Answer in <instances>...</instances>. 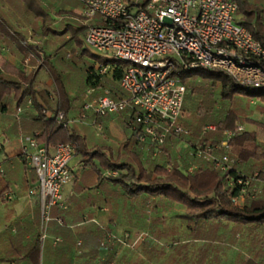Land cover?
<instances>
[{
	"label": "trees",
	"instance_id": "1",
	"mask_svg": "<svg viewBox=\"0 0 264 264\" xmlns=\"http://www.w3.org/2000/svg\"><path fill=\"white\" fill-rule=\"evenodd\" d=\"M235 1L239 6L238 12L245 16L240 23L247 26L264 46V0ZM69 2L0 0V50L5 46L21 60H24L28 51L34 56L32 63L37 58L42 59L43 63L30 75H26L9 62H3L9 74L0 69V111L3 113L12 107L13 97L17 100L18 107L26 105L29 98H32L36 114H33L31 120L34 121L33 126L40 131L33 136L40 142H48L51 145L61 142L72 143L74 154L80 157L85 167L93 169L100 179L104 171L118 172L116 176H108L107 179L112 181L121 196L165 197L179 200L186 207L189 217L204 224L211 222L212 229L208 232L207 238L212 241L220 238V229L226 228V222L239 228H250L248 235L252 240V253L247 259H237L235 264H264V247L261 246L254 251L257 242L264 239V197L248 201L244 206L238 207L233 202L237 192L236 186H231L228 182V178L236 176L238 170L245 174L259 171L264 178V121L259 122L250 118L249 105L251 101L262 103L259 109L264 114V86L240 84L222 70L198 68L182 71L181 77L189 91L184 101L182 123L191 131V135L171 137L168 142L170 147H173L185 139L186 151L180 155L184 168L180 166L178 160L171 157V150L167 147L159 158L152 160L148 157L147 161H151L146 165L145 149L138 144V135L133 131L129 142L133 141L134 146H128L129 142L123 146L128 155L126 160L114 155L111 148L90 147L86 137L78 129L58 123L54 116L50 117L43 112V104L37 99V75L42 68L49 71L56 85L54 92L59 99V106L68 118L69 112L80 106L82 94L87 87L100 84L105 86L95 69L96 62L89 63L85 60L86 54L98 58L100 63L114 66L113 83H119L128 65L125 61L101 58L85 47L82 36L88 27L82 16L77 15L74 9L69 11L65 9ZM147 2L148 0H139V5L144 6ZM47 36L54 39V44L58 43L54 52L50 54L44 52L38 41L39 38ZM69 51L73 54L68 55ZM261 65L264 67V60ZM15 74L18 77H15ZM23 81L29 83L27 89H24ZM73 90L76 91L75 97L71 95ZM50 93L48 89L40 92L47 104H50ZM195 93L198 94L199 101L188 105L187 95ZM220 101L221 105L218 108ZM193 107L198 113V122L195 125L186 119V114L191 112ZM131 117L132 115L128 114V121ZM246 120L251 122L252 128L231 141V153L237 157L238 162L230 173L226 174L212 164H203L201 161H197L198 167L189 172L188 167L192 160L189 151L197 142L219 144L225 130L234 128ZM210 122L216 123V130L203 135V127ZM36 182L38 183V178ZM39 251L37 240L34 252L36 258Z\"/></svg>",
	"mask_w": 264,
	"mask_h": 264
},
{
	"label": "built area",
	"instance_id": "2",
	"mask_svg": "<svg viewBox=\"0 0 264 264\" xmlns=\"http://www.w3.org/2000/svg\"><path fill=\"white\" fill-rule=\"evenodd\" d=\"M89 22L85 34L86 46L100 56L128 63L119 81L120 97L110 89L87 100L76 118H67L63 110L43 112L55 121L68 125L87 123L92 112V124L103 134L98 118L110 114L132 115L129 128L137 133L138 143L157 155L164 151L171 137L189 136L191 131L182 123L187 85L181 73L188 69L222 70L240 84L264 86V46L251 30L236 20L239 10L235 0H78ZM30 60L27 57L26 62ZM97 73L104 77L114 66L96 63ZM27 87V86H26ZM90 86L86 97L96 93ZM32 104V99L28 100ZM21 109L16 113L19 117ZM206 124L202 134L215 131ZM246 129L242 124L224 131L219 144L199 143L191 148L189 172L198 162L212 164L230 173L238 160L231 153V141ZM185 144L182 139L178 146ZM2 144H0L1 147ZM23 158L38 178L37 188L30 191L41 198L42 219L40 241L48 238L53 208L65 209L63 191L72 180L71 160L74 145L61 142L54 146L40 142L36 136L23 143ZM115 174V173H114ZM228 182L236 186L233 197L236 206L264 197V178L259 171L245 174L238 170ZM61 239L56 238L55 243Z\"/></svg>",
	"mask_w": 264,
	"mask_h": 264
},
{
	"label": "crops",
	"instance_id": "3",
	"mask_svg": "<svg viewBox=\"0 0 264 264\" xmlns=\"http://www.w3.org/2000/svg\"><path fill=\"white\" fill-rule=\"evenodd\" d=\"M65 9L67 11L74 9L77 15L82 16L83 22L88 27L89 22L83 14L81 3L67 4ZM85 34L82 39L87 47ZM47 38L52 39L47 36L45 40ZM27 57H30L28 62H26ZM33 57L27 51L24 60H21L3 46L0 50V69L9 74L3 65L6 61L24 71L26 75H30L33 70L43 64L42 59L38 58L32 63ZM103 58L106 57L103 56ZM94 62L98 63L100 60L97 59ZM44 74L50 77L54 85L53 90L42 83ZM14 76L18 77L17 74ZM112 76L111 70L108 75L102 77L101 81L105 86L96 85V93L90 98L86 97V91L90 86L87 87L82 94L80 106L73 108L69 114L73 112L74 116L78 117L84 103L102 94L104 89L108 88L113 96L120 97L119 83H113ZM36 82L38 83L37 99L43 104V108L52 112L62 110L54 92L55 82L46 68L40 69ZM28 86L29 83L23 81L24 89ZM45 89L51 92L50 104H47L40 94ZM71 95L75 97L76 91L73 90ZM11 103L12 107L8 111L3 113L0 111V144H2L0 147V264H155V260L161 256L168 260L165 263L162 259L163 262L156 264H207L213 250L221 251L229 247L237 249L242 242V236L248 228H239L227 222L226 228L220 229V238L214 241L208 239L207 234L212 229L211 222L204 224L189 217L186 207L179 200L165 197L121 196L117 193V188L112 181L107 179L108 176H116L118 172L104 171L100 179L93 169L85 167L80 157L74 154L70 163L72 180L63 191L66 208L52 209L53 219L49 222L48 238L42 244L40 241L41 198L38 192L30 193L32 189L37 188V174L26 164L22 154L23 143L33 137L34 133L40 132L36 126H33L34 121L31 120L33 114H36V109L33 99L32 104L29 105L27 102L20 107L17 106V100L14 97ZM19 109L21 113L17 117L16 113ZM69 114L68 118H70ZM95 119L91 112L87 123L74 122L68 126L78 129L86 137L90 147L111 148L114 155L121 156V160H126L128 155L123 146L133 135L128 127V114L116 113L98 118V122L104 127L101 135L96 133L90 124ZM118 129L126 134L114 143L112 142L114 132L117 131L116 133L121 135ZM128 144L130 147L134 146L133 141ZM178 144L170 147L168 142L166 145L171 150L172 158L174 156L172 150L176 149ZM144 149L146 165L151 161H147L148 157L154 160L164 152L154 155L148 149ZM152 215H157V219H160L152 231L155 238L163 244L168 243L167 238H172L174 241L168 248L160 250L154 243H144L140 250H136L129 244L131 231L136 226L149 229L151 224L148 223V217ZM170 216L171 218L176 216L180 220H170ZM170 221H173L171 226H169ZM123 222L131 224L123 226L126 233L115 232L114 227L119 224L121 226ZM182 231L186 233V238L183 240L178 237ZM56 238L61 240L55 243ZM37 240H39L40 251L36 258L34 252Z\"/></svg>",
	"mask_w": 264,
	"mask_h": 264
},
{
	"label": "rangeland",
	"instance_id": "4",
	"mask_svg": "<svg viewBox=\"0 0 264 264\" xmlns=\"http://www.w3.org/2000/svg\"><path fill=\"white\" fill-rule=\"evenodd\" d=\"M68 1H70L68 4H71V3H73L74 1H77V0H68ZM244 17L245 16H244L243 13H241V12L239 13L238 12L237 15H236V20L238 22H240V21H242L244 19ZM38 41L41 42V45L40 46L43 47L44 52H46V54L53 53L54 52V49L56 48V45L58 44V43L57 44H54V39L53 40L52 39L49 40L48 38H47V40H45V38H39ZM90 51L93 54L98 55L97 53H95L91 49H90ZM67 54L68 55H71V54H73V52L72 51H69ZM101 58H103V56H101ZM97 59L98 58H95V57L91 56L90 54H86L85 55V60H87L89 63H93ZM126 65H128V63H126ZM42 83L43 84H46V86H48L50 88V90H53L54 89V85H53L50 77L47 74H44V81H42ZM188 93H189V91H188ZM216 94H218V90H216ZM196 100L199 101L198 94L197 93L191 94V95H187L188 105H190L191 103L192 104L195 103ZM200 100H201V98H200ZM220 105H221V101L218 104V108L220 107ZM249 105L251 106L250 107V110H251L250 118L252 120L259 121V122L260 121H264V114L261 113V111L259 109V107L262 106V103L257 102V101L256 102L255 101H251L249 103ZM69 117H70V119H72L73 117L75 118L77 116H74V113L71 112L69 114ZM187 118L194 125L198 122V113L195 111L194 107H193V109H192L191 112H189V113L186 114V119ZM90 124H92V123H90ZM207 124H214V125H216L215 122H210V123H207ZM241 124L243 125V127L246 130H250L252 128V124H251L250 121H247V120L246 121H242ZM92 127L94 128V131H96V133H98L97 129L94 127L93 124H92ZM118 131H119V133L121 135L117 134L116 133L117 131L114 132L115 135H113L114 137L112 138V142H114V143L118 142V140H121V138L124 137V134H126V133L122 132V130H120V129H118ZM185 151H186V145L185 144H182V145L178 146L176 149L172 150V153L174 154L173 158H175V159H177L179 161V164H180V166L182 168H184V165H183V162H182V160H181V158L179 156L180 155H183L185 153ZM156 216L157 215H152V216L148 217V219H149L148 220V223L151 224V227L149 229H141L139 226H136L131 231L132 236H130V238H129L130 239L129 244L131 246H133V248H136V250H138L140 247H142V244H144V243H149V244L154 243V244H157L158 245L157 246V249L160 250L161 248H168V246L174 241L172 238H167L168 243H165L164 242V244H165L164 245L160 240H158L157 238H155V236L152 234V231L154 230V228L156 226V222H159V220H160V219H157ZM177 218L178 217H176V216H174V218L173 217L171 218V216H170V220H173L174 219L175 221H179L180 219L178 220ZM172 223H173V221H170L169 226H171ZM119 225H116L114 227V231L117 232V233L125 234L126 233V230L123 228V226L124 225H131V224L130 223L124 224V222H123V224H121V226H119ZM249 229H247L246 232H245V234L242 236V240H241L242 242L239 244V246L237 247V249H233V248L229 247V248H224L221 251H215V250H213L212 253H211V257L209 258V261L207 262V264H234L236 262V260L239 259V258H243V259L249 258V256L252 253V247H251V241L252 240H251V237L248 235V232H250L251 229L250 230ZM178 237L181 240H183V239L186 238V233L182 231V233H180L178 235ZM163 245H164V247H163ZM261 246H262V248L264 247V239L263 238L260 239L259 242H257V246H256V248H255L254 251H256ZM162 259H164V262L165 263H166V260H168L164 256H161V257H159L158 259L155 260V264L156 263H159V262H163Z\"/></svg>",
	"mask_w": 264,
	"mask_h": 264
}]
</instances>
